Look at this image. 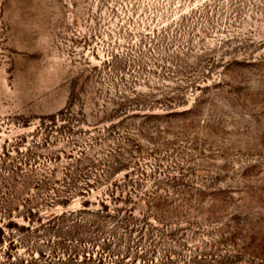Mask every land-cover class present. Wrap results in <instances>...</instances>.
<instances>
[{
    "label": "rangeland",
    "instance_id": "obj_1",
    "mask_svg": "<svg viewBox=\"0 0 264 264\" xmlns=\"http://www.w3.org/2000/svg\"><path fill=\"white\" fill-rule=\"evenodd\" d=\"M0 264H264V0H0Z\"/></svg>",
    "mask_w": 264,
    "mask_h": 264
}]
</instances>
